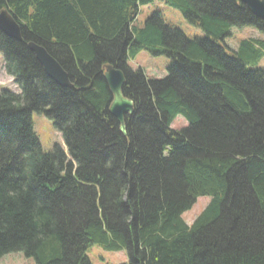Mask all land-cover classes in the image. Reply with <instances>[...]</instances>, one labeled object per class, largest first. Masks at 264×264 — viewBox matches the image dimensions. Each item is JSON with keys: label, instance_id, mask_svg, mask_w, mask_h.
<instances>
[{"label": "trees", "instance_id": "obj_1", "mask_svg": "<svg viewBox=\"0 0 264 264\" xmlns=\"http://www.w3.org/2000/svg\"><path fill=\"white\" fill-rule=\"evenodd\" d=\"M155 0H0L22 29L0 31L5 72L19 92L0 93V256L36 264H91L100 245L126 251L123 264H264V39L225 41L234 28L264 35V21L237 0H158L206 37L190 38ZM68 72L63 88L29 44ZM140 51L171 60L148 80L128 59ZM107 66L127 78L134 103L126 133L109 112ZM44 114L65 148L45 151L32 114ZM178 116L188 126L173 129ZM200 197L211 198L188 225Z\"/></svg>", "mask_w": 264, "mask_h": 264}, {"label": "rangeland", "instance_id": "obj_2", "mask_svg": "<svg viewBox=\"0 0 264 264\" xmlns=\"http://www.w3.org/2000/svg\"><path fill=\"white\" fill-rule=\"evenodd\" d=\"M159 13L162 19L170 26L183 31L190 38H204L205 33L191 25L176 9L155 0L148 6H142L135 21V25L143 26L147 19ZM254 38L264 39L258 30L251 27L234 28L232 35L225 43L233 49L238 50L242 40ZM171 60L165 56H153L148 51H140L135 57L128 59V65L133 72L142 71L148 80H161L168 75V69L171 66ZM254 68L264 70V57ZM3 89H8L18 93L19 89L15 85L14 80L4 69V59L0 53V93ZM34 131L45 151H51L56 145L62 149L65 148L64 140L61 133L55 128L53 122L44 114L34 112L32 114ZM188 126V122L181 116H178L172 124L173 129H181ZM181 127V128H180ZM211 198L200 197L197 199L193 207L184 213L183 218L188 225L202 213L206 206L210 203ZM87 256L91 264H123L128 263L126 251H107L100 245H94L87 251ZM0 264H36L34 258L27 257L23 252H14L4 256H0Z\"/></svg>", "mask_w": 264, "mask_h": 264}, {"label": "water", "instance_id": "obj_3", "mask_svg": "<svg viewBox=\"0 0 264 264\" xmlns=\"http://www.w3.org/2000/svg\"><path fill=\"white\" fill-rule=\"evenodd\" d=\"M245 6L257 19L264 21V0H237ZM0 31L7 37L18 42L23 41L22 29L18 22L7 10L0 11ZM36 59L42 66L45 74L63 88H72L68 72L43 46L35 43L29 44ZM105 81L113 96L109 112L115 118L121 131L126 133V117L135 113L134 103L123 96V88L127 83L125 72L119 66H107L104 73Z\"/></svg>", "mask_w": 264, "mask_h": 264}, {"label": "bare ground", "instance_id": "obj_4", "mask_svg": "<svg viewBox=\"0 0 264 264\" xmlns=\"http://www.w3.org/2000/svg\"><path fill=\"white\" fill-rule=\"evenodd\" d=\"M123 96H124V94H123ZM125 97V96H124ZM126 98V97H125ZM126 99H128V98H126ZM129 100V99H128Z\"/></svg>", "mask_w": 264, "mask_h": 264}]
</instances>
